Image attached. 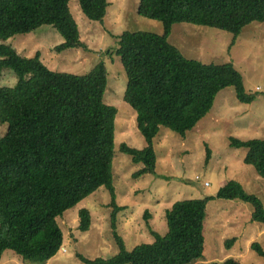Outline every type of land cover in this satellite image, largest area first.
Wrapping results in <instances>:
<instances>
[{
	"label": "trees",
	"instance_id": "16d2710c",
	"mask_svg": "<svg viewBox=\"0 0 264 264\" xmlns=\"http://www.w3.org/2000/svg\"><path fill=\"white\" fill-rule=\"evenodd\" d=\"M71 0H0V80L5 70L17 76L13 87L0 84V123L8 129L0 138V264L7 250L29 264H46L63 246L56 217L75 207L99 187L112 197V228L119 252L86 264H192L203 256L204 222L212 197L183 199L166 210L167 233L153 231L155 242L125 248L117 233L113 177L117 109L104 103L108 74L98 63L85 76L57 73L40 60L39 52L26 58L7 41L42 25L55 28L63 43L55 51L84 48ZM84 14L101 21L109 0H78ZM138 13L163 23L162 33L124 31L120 55L127 75L125 101L136 112V124L145 139L139 150L121 144L119 150L143 168L133 177L154 173V139L160 127L185 137L210 112L222 90L232 87L235 98L251 103L241 74L230 63L203 64L186 58L169 40L173 25L192 23L223 29L233 35L244 26L264 21V0H140ZM231 148H244L243 162L264 176V139L240 141L229 137ZM211 159L207 147L206 162ZM217 197L240 199L252 205L251 218L264 223V207L240 182L229 179ZM149 213L146 210L145 217ZM80 227L91 226L89 208L80 211ZM232 241V240H231ZM264 258V249L250 246ZM210 264H240L228 258Z\"/></svg>",
	"mask_w": 264,
	"mask_h": 264
},
{
	"label": "rangeland",
	"instance_id": "374dc122",
	"mask_svg": "<svg viewBox=\"0 0 264 264\" xmlns=\"http://www.w3.org/2000/svg\"><path fill=\"white\" fill-rule=\"evenodd\" d=\"M139 1L109 0L106 16L101 21L84 14L78 0L69 1L84 48L55 51L64 39L50 25L17 34L7 44L26 58L39 52L41 62L57 73L85 76L98 63L105 65L108 83L104 103L117 109L113 161L116 202L124 206L117 214L116 229L126 250L154 243L153 231L164 236L167 233L165 212L174 202L212 197L207 203L204 222L203 256L192 264L222 263L228 258L240 264H264V258L250 247L256 242L264 249V223L252 220V205L216 195L227 180L234 179L248 193L255 194L264 207V176L243 162L244 148L229 146V137L240 141L264 139V21L244 26L232 45L233 35L229 31L186 22L173 25L167 40L186 58L203 64H232L242 76L245 92L254 99L248 104L241 103L229 87L218 93L210 112L185 137L160 127L154 139L156 171L134 178L133 173L144 165L133 163L119 147L126 144L141 150L146 142L137 127L136 112L124 99L127 75L118 54L119 38L126 30L159 34L163 30L161 21L138 13ZM17 81L16 74L8 69L3 72L0 84L13 87ZM7 129V123H0V138ZM207 147L211 150L208 162ZM111 200L109 190L103 185L56 217L64 243L48 264H86L80 256L96 260L118 254ZM86 207L90 209L91 226L84 231L80 227V211ZM1 264L29 263L7 250Z\"/></svg>",
	"mask_w": 264,
	"mask_h": 264
},
{
	"label": "crops",
	"instance_id": "0c3cea01",
	"mask_svg": "<svg viewBox=\"0 0 264 264\" xmlns=\"http://www.w3.org/2000/svg\"><path fill=\"white\" fill-rule=\"evenodd\" d=\"M49 260L47 261V264H48Z\"/></svg>",
	"mask_w": 264,
	"mask_h": 264
}]
</instances>
